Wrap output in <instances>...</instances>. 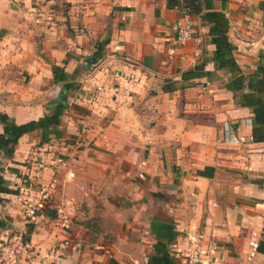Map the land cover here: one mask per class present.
I'll return each mask as SVG.
<instances>
[{
	"label": "crops",
	"instance_id": "crops-1",
	"mask_svg": "<svg viewBox=\"0 0 264 264\" xmlns=\"http://www.w3.org/2000/svg\"><path fill=\"white\" fill-rule=\"evenodd\" d=\"M208 11L225 16L244 76L264 66V0ZM185 19L200 45L172 44L167 26ZM212 25L166 0H0V114L24 125L64 105L58 126L24 134L2 160L17 192L0 194V245L31 224L42 256L64 243L55 264H148L158 243L183 264L186 236L200 233L203 264H249L250 242L264 240V141H248L253 114L237 100L249 89H227ZM225 124L245 143H223ZM43 190L28 223L23 201ZM60 207L66 230L54 226ZM263 263L257 252L250 264Z\"/></svg>",
	"mask_w": 264,
	"mask_h": 264
},
{
	"label": "trees",
	"instance_id": "trees-1",
	"mask_svg": "<svg viewBox=\"0 0 264 264\" xmlns=\"http://www.w3.org/2000/svg\"><path fill=\"white\" fill-rule=\"evenodd\" d=\"M213 0H182L179 4V0H166V7L174 9L181 6L182 10L186 14L200 16L201 20H213V25L209 29V35L211 42L216 47L217 66L229 70L234 74L233 80L227 84L228 90L242 91L245 86L248 87L249 93H243L237 100V103L246 105L253 114V123L255 128L253 129V141H264V66L258 64L256 71L253 74L244 76L238 68L233 58V52L235 47L228 41L226 32L227 25L225 16L216 13L211 10ZM226 2L227 0H221ZM214 32H221L222 35L214 36ZM101 45H99V49ZM60 72V77H57V73ZM53 78L55 82H66L67 76L63 73V69L59 67H53ZM232 84V85H231ZM66 91L77 89L76 86L70 83H64L63 85ZM236 101V100H235ZM54 112L51 116H44L38 121H32L24 125H16L5 114H0V124L3 127V133L0 135V166L2 160H10L13 156L15 146L19 138L24 134H27L33 130H43L47 128H55L60 123V117L64 111V105L59 104L54 107ZM0 170L2 168L0 167ZM17 191L8 189L4 185V181L0 178V194H16ZM55 217V216H54ZM7 225L0 220V229L6 228ZM32 225H27V231L25 232V240L29 241ZM155 256L150 259L148 264H176V262L170 257L168 252L164 249V245L160 243L154 247ZM258 253L264 256V240L259 241ZM109 264H119L114 260H111ZM264 264V263H263Z\"/></svg>",
	"mask_w": 264,
	"mask_h": 264
},
{
	"label": "built area",
	"instance_id": "built-area-1",
	"mask_svg": "<svg viewBox=\"0 0 264 264\" xmlns=\"http://www.w3.org/2000/svg\"><path fill=\"white\" fill-rule=\"evenodd\" d=\"M168 35L172 37V44L179 46L183 45L187 41L194 39L197 44L202 43L201 36H196L193 31V25L187 19L183 21H177L169 24ZM249 142H253V138H248ZM222 142L229 146H240L245 143V140L234 134V131L228 126L223 125ZM40 199L33 200L27 197L23 201L24 218L29 223L37 215L42 214L45 209V201L47 200L49 193L46 191L40 192ZM54 226L60 230H66L70 226L69 218L63 214L61 207L56 209L54 217ZM25 233H14L12 237L0 245V264H22L40 262V264H55L62 256V250L64 243H58L52 249L49 250L44 256L40 251L31 243L25 240ZM187 239L190 242V247L184 255L183 264H203V256L197 249V244L202 238L200 233L194 235H187ZM257 241H252L249 244L250 250L247 254V262L250 264L255 258L258 252ZM215 248V247H214Z\"/></svg>",
	"mask_w": 264,
	"mask_h": 264
},
{
	"label": "water",
	"instance_id": "water-1",
	"mask_svg": "<svg viewBox=\"0 0 264 264\" xmlns=\"http://www.w3.org/2000/svg\"><path fill=\"white\" fill-rule=\"evenodd\" d=\"M220 34H221V33H219V32H215V33H214V35H220ZM91 62H92V61H90V60L85 61L84 66H85L86 68H89V65L91 64ZM61 100H65V99H64V98L61 99V97H60V101H61Z\"/></svg>",
	"mask_w": 264,
	"mask_h": 264
}]
</instances>
